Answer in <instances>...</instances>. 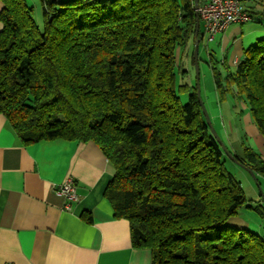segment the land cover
Segmentation results:
<instances>
[{"label": "trees", "instance_id": "1", "mask_svg": "<svg viewBox=\"0 0 264 264\" xmlns=\"http://www.w3.org/2000/svg\"><path fill=\"white\" fill-rule=\"evenodd\" d=\"M1 1L0 114L20 143L94 142L115 170L105 197L152 264H264V206L225 168L197 84L177 82V51L203 38L194 0H41L43 28L26 0ZM211 67L219 102L245 104L264 137V40L235 71ZM242 146L260 182L264 157ZM242 209L261 235L229 226Z\"/></svg>", "mask_w": 264, "mask_h": 264}, {"label": "crops", "instance_id": "2", "mask_svg": "<svg viewBox=\"0 0 264 264\" xmlns=\"http://www.w3.org/2000/svg\"><path fill=\"white\" fill-rule=\"evenodd\" d=\"M3 9L0 0V15ZM257 22L231 25L211 42L220 55L222 72L227 67L236 70L245 51L264 40V29ZM211 99L220 108L217 93L207 92V100ZM217 111L213 108V120L219 118ZM244 118L258 136L264 157V137L250 114ZM221 132L231 143L225 123ZM252 148L258 149L255 144ZM114 175L94 142L58 139L24 146L0 114V264H152L151 251L133 248L130 223L115 217L105 197ZM69 177L76 181L79 198L71 210L55 192ZM252 199L264 206L260 195ZM228 224L259 235L263 231L262 219L250 209H242Z\"/></svg>", "mask_w": 264, "mask_h": 264}, {"label": "rangeland", "instance_id": "3", "mask_svg": "<svg viewBox=\"0 0 264 264\" xmlns=\"http://www.w3.org/2000/svg\"><path fill=\"white\" fill-rule=\"evenodd\" d=\"M26 1L30 7L34 8L33 18L36 24L40 28H43L44 16H43L41 0H26ZM62 1L67 2L69 0H62ZM243 1L245 2L248 1L249 2L248 5L257 10L264 9V2L260 0H243ZM257 23L260 24L261 25L260 27L264 29L263 19H258ZM251 24L252 23H248L247 25H251ZM204 31H205L204 26L202 24V32L204 33ZM193 47L194 45H190V47H188L189 56L186 54L184 50L181 51V54L180 51H177L176 54L178 60L177 82L179 86L189 85L191 87H194L197 84L196 68L195 65L192 63V58H191V54L193 53V49H194ZM208 52L212 54L213 63L220 71L223 67H221V63H219L221 61V58L218 52L215 50V43H208L207 39L201 41L199 47L200 92H201L202 100L210 116L214 113L213 108H216L218 110L217 114H219L218 115L219 118L217 120H213L212 118L214 126L218 129L222 139L228 145V147L231 149L232 153L235 156H239L242 158L244 157V148L241 145L243 143H245L247 146L251 148L255 144L258 148L255 151L258 152L259 154L261 153L263 154L261 147L256 143L258 136L252 133L250 124L246 121V118H244V116H247L250 113L246 112V109L242 105L243 104L242 102H235L234 100H228L226 102L220 103L221 104L220 108L222 107L223 109L222 111L219 108V104L214 102L213 99H211V102L207 100V92L214 94L217 93L216 84L211 67L210 54H208ZM179 69L186 71V74L183 75L184 77L182 76V74L179 73ZM224 70H225L224 72L221 71L223 76L227 75L229 71L231 72L235 71L234 68L231 69L229 67L224 68ZM180 98L183 105L187 104L188 93H186V95L182 94ZM230 101L232 102L231 107L227 105ZM224 123L231 136L230 138L231 143H227V138L221 132V128L224 126ZM251 123L255 125L252 117H251ZM224 160H225V168L230 174L234 176V178L237 181L241 183L244 195L249 201L253 200L252 198L256 194L264 195L263 177H259L260 182H257L253 178V176L247 171L246 168L237 165L234 161H232L228 157H224ZM253 205L256 206V203H253Z\"/></svg>", "mask_w": 264, "mask_h": 264}, {"label": "built area", "instance_id": "4", "mask_svg": "<svg viewBox=\"0 0 264 264\" xmlns=\"http://www.w3.org/2000/svg\"><path fill=\"white\" fill-rule=\"evenodd\" d=\"M197 12L208 43L213 42L218 34L225 32L231 25L254 20L253 16L244 10L240 0H200ZM55 192L66 200L67 210H71L72 205L79 200L76 181L71 177L59 184Z\"/></svg>", "mask_w": 264, "mask_h": 264}, {"label": "water", "instance_id": "5", "mask_svg": "<svg viewBox=\"0 0 264 264\" xmlns=\"http://www.w3.org/2000/svg\"><path fill=\"white\" fill-rule=\"evenodd\" d=\"M194 7H195L196 17H197L196 28H197V32H199V30H200V18H199L198 12H197V9L199 7V0H194ZM199 45H200V41H197L195 43V46H194V61H195L196 77H197L198 98H199V101H200L204 116L206 118L207 124H208L213 136L218 141V143L222 147V149L225 152V154L227 155V157L230 158L232 161H234L237 165L241 166L240 161L232 154V152H230V150L228 149V147L226 146V144L222 140L221 136L216 131V129H215L213 123H212V119L210 117V114L208 113V111H207V109L205 107V104H204V102L202 100L201 92H200ZM247 171L258 182V178H257L256 174L254 172H252L251 170H247Z\"/></svg>", "mask_w": 264, "mask_h": 264}]
</instances>
